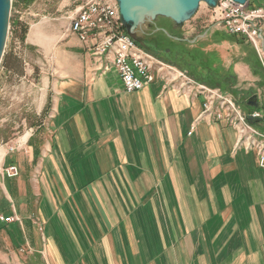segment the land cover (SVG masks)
Returning a JSON list of instances; mask_svg holds the SVG:
<instances>
[{"label": "crops", "instance_id": "1", "mask_svg": "<svg viewBox=\"0 0 264 264\" xmlns=\"http://www.w3.org/2000/svg\"><path fill=\"white\" fill-rule=\"evenodd\" d=\"M51 20L36 19L6 57L1 86L20 83L41 95L37 114L49 100L53 112L26 158L9 156L20 175L0 186V216L16 217L0 220V264H264L256 152L238 149L235 129L201 118L203 99L163 78L125 92L68 23Z\"/></svg>", "mask_w": 264, "mask_h": 264}, {"label": "rangeland", "instance_id": "2", "mask_svg": "<svg viewBox=\"0 0 264 264\" xmlns=\"http://www.w3.org/2000/svg\"><path fill=\"white\" fill-rule=\"evenodd\" d=\"M23 1L12 0L10 31L5 56L12 48L25 46L14 37L12 24L18 20L19 13L24 15V19L21 21L29 26V30L33 24H36V19L42 17L54 19L51 20L52 22L68 23V28H70L71 20L66 17L74 15L78 8L86 5L89 0H33L28 6ZM251 1L255 3V0ZM35 10L40 13V17L32 15ZM212 15L213 10L207 4L202 3L197 15L182 28L176 27L171 20L160 18L156 22H148L138 35L143 39L144 48L148 49L159 62H164L185 73L197 84L214 90L220 89L236 98L238 102L251 97L250 95L253 93L259 96V101L262 104L264 102V74H262L264 61L258 58L254 46L249 41L241 36H230L224 28H216ZM35 58V53H32L31 67L34 72L32 79L39 82L36 77L38 73L34 64ZM258 69L260 73L262 72L261 74L255 73ZM4 71L5 68L1 64L0 155H4L0 163V186L4 184L3 180L8 178L5 172L9 166L18 167L15 163L9 162L11 161L9 156L18 154L21 159H25L27 156L24 152L26 145H30L36 135L49 127L53 112L52 102L49 100L45 110L40 115L37 114L41 95L34 92L29 96L26 93V88L23 89L24 94H22L21 88L15 89L20 83L14 84L7 81L5 87L1 86ZM232 77L236 78L235 82H232ZM232 84H234L233 90L230 88ZM241 108L245 112L243 105ZM25 135H28V139L23 141ZM34 152L36 156L41 154L39 151ZM18 170L20 175L19 167ZM123 196L124 193L119 194L120 210L123 208V201H125V197L122 200ZM105 213L108 216L111 215L108 210L104 211ZM14 218L16 221V217ZM105 220H108L106 221L108 222L106 225H108L109 218ZM42 229L41 227L40 230L42 231ZM26 250L29 249L22 248L20 252L26 253Z\"/></svg>", "mask_w": 264, "mask_h": 264}, {"label": "built area", "instance_id": "3", "mask_svg": "<svg viewBox=\"0 0 264 264\" xmlns=\"http://www.w3.org/2000/svg\"><path fill=\"white\" fill-rule=\"evenodd\" d=\"M115 4L113 0H89L71 18L70 33L91 47L99 64L117 71L125 92L143 90L157 78H163L178 95L202 98L201 118H209L215 123L224 121L235 129L238 132L237 148L256 152L260 167L264 169V131L250 121V117L262 120L263 113L259 110L244 112L233 96L197 84L185 73L159 62L148 49L121 31L117 21L120 14L116 15ZM218 4L212 15L214 26L224 28L230 36H241L249 41L259 59L264 61V0L255 3L249 0L244 5L234 0H220ZM5 173L8 178H15L19 170L10 165ZM0 220L11 223L15 218L2 216Z\"/></svg>", "mask_w": 264, "mask_h": 264}, {"label": "water", "instance_id": "4", "mask_svg": "<svg viewBox=\"0 0 264 264\" xmlns=\"http://www.w3.org/2000/svg\"><path fill=\"white\" fill-rule=\"evenodd\" d=\"M120 9V20L128 35L142 46L145 44L138 35L148 22H156L160 18L171 20L176 27L182 28L192 20L201 9L202 3L215 10L220 0H116ZM241 5L249 0H234ZM12 0H0V65L5 58V49L10 31ZM258 97L247 100V106L258 109ZM251 123H261L250 117Z\"/></svg>", "mask_w": 264, "mask_h": 264}, {"label": "trees", "instance_id": "5", "mask_svg": "<svg viewBox=\"0 0 264 264\" xmlns=\"http://www.w3.org/2000/svg\"><path fill=\"white\" fill-rule=\"evenodd\" d=\"M23 2L25 3V5L28 6V5H31L33 0H24ZM12 25H13V29H14V37L16 39L20 40L22 45H25L26 36L28 34V31H29V26L26 25L24 22H22L19 19L14 21ZM6 57H7V55L5 56V58H4L3 62H2L3 68H7L8 67L7 66V58ZM236 101H237V99H236ZM238 103H239L240 106L243 105V108L245 109V112L255 110V108L247 106V100L246 99L245 100L243 99L242 102H238ZM255 125L259 128L260 123H258V124L255 123Z\"/></svg>", "mask_w": 264, "mask_h": 264}, {"label": "bare ground", "instance_id": "6", "mask_svg": "<svg viewBox=\"0 0 264 264\" xmlns=\"http://www.w3.org/2000/svg\"><path fill=\"white\" fill-rule=\"evenodd\" d=\"M115 7H116V15L117 14H120V9H119V7H118V3H117V1H116V4H115ZM117 21H118V24H120L121 25V31L124 33V34H127L126 33V31H125V29H124V26H123V24H122V21L120 20V15L119 16H117ZM27 137H28V135H25L23 138V141H26L27 140ZM2 156V155H1ZM0 159H1V157H0Z\"/></svg>", "mask_w": 264, "mask_h": 264}, {"label": "flooded vegetation", "instance_id": "7", "mask_svg": "<svg viewBox=\"0 0 264 264\" xmlns=\"http://www.w3.org/2000/svg\"><path fill=\"white\" fill-rule=\"evenodd\" d=\"M140 36V35H139ZM143 40V39H142Z\"/></svg>", "mask_w": 264, "mask_h": 264}]
</instances>
